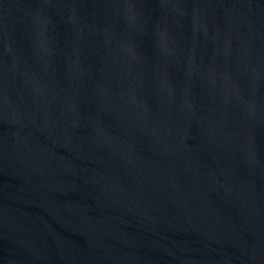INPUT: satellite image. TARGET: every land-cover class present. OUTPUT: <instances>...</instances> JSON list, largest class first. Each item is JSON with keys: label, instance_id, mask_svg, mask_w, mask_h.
<instances>
[{"label": "water", "instance_id": "1", "mask_svg": "<svg viewBox=\"0 0 264 264\" xmlns=\"http://www.w3.org/2000/svg\"><path fill=\"white\" fill-rule=\"evenodd\" d=\"M0 264H264V0H0Z\"/></svg>", "mask_w": 264, "mask_h": 264}]
</instances>
